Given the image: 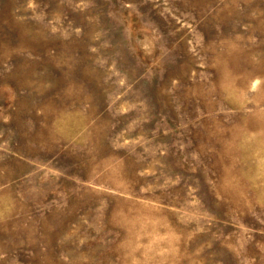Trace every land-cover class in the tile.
<instances>
[{"label":"rangeland","instance_id":"obj_1","mask_svg":"<svg viewBox=\"0 0 264 264\" xmlns=\"http://www.w3.org/2000/svg\"><path fill=\"white\" fill-rule=\"evenodd\" d=\"M0 264H264V0H0Z\"/></svg>","mask_w":264,"mask_h":264}]
</instances>
